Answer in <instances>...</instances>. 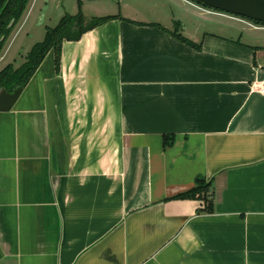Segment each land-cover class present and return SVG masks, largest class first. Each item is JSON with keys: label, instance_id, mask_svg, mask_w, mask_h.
I'll list each match as a JSON object with an SVG mask.
<instances>
[{"label": "crops", "instance_id": "0c3cea01", "mask_svg": "<svg viewBox=\"0 0 264 264\" xmlns=\"http://www.w3.org/2000/svg\"><path fill=\"white\" fill-rule=\"evenodd\" d=\"M117 15L0 112V264H264V38Z\"/></svg>", "mask_w": 264, "mask_h": 264}, {"label": "rangeland", "instance_id": "374dc122", "mask_svg": "<svg viewBox=\"0 0 264 264\" xmlns=\"http://www.w3.org/2000/svg\"><path fill=\"white\" fill-rule=\"evenodd\" d=\"M80 11L87 19L110 14L163 23L174 19L182 24L181 31L188 33L198 29L216 32L221 31L220 28L237 27L246 31L244 39L248 32L264 38L263 25L210 10L193 0H30L6 42L0 72L10 64L15 68L24 64L31 49L45 40L47 27L54 28L63 16L77 15Z\"/></svg>", "mask_w": 264, "mask_h": 264}, {"label": "trees", "instance_id": "16d2710c", "mask_svg": "<svg viewBox=\"0 0 264 264\" xmlns=\"http://www.w3.org/2000/svg\"><path fill=\"white\" fill-rule=\"evenodd\" d=\"M193 1L207 7L198 0ZM29 2L30 0H0V55L3 52L6 42L13 29L20 22L25 11L27 10ZM207 8L210 9L209 7ZM120 18L121 16L117 15L92 17L90 19H87L81 13V11L77 15L67 14L63 16L56 27H47L45 40L41 43L36 44L31 49L26 57L24 64H22L18 68H15L14 65L10 64L0 72V90L5 89L9 93H14L18 89H24L50 53L54 54L56 70L57 73H60L63 45L66 41H79L89 31L97 29L109 23L110 21H114ZM252 22L256 25L264 26V24L255 21ZM181 29L182 24L178 21H175L174 30L176 33L178 32V35L176 36L186 41V39L181 37V34L179 33ZM173 141V137H165V147L172 146ZM209 188L210 183L207 182L206 179L197 178L196 186L193 189L179 194L173 199L203 201L205 204V209L201 212L212 213L213 200L208 195Z\"/></svg>", "mask_w": 264, "mask_h": 264}, {"label": "water", "instance_id": "95a60500", "mask_svg": "<svg viewBox=\"0 0 264 264\" xmlns=\"http://www.w3.org/2000/svg\"><path fill=\"white\" fill-rule=\"evenodd\" d=\"M210 9L264 24V0H198ZM23 89L9 93L0 90V112H9L15 106Z\"/></svg>", "mask_w": 264, "mask_h": 264}, {"label": "built area", "instance_id": "2783aa9c", "mask_svg": "<svg viewBox=\"0 0 264 264\" xmlns=\"http://www.w3.org/2000/svg\"><path fill=\"white\" fill-rule=\"evenodd\" d=\"M262 92H264V87L262 88V90H261Z\"/></svg>", "mask_w": 264, "mask_h": 264}]
</instances>
